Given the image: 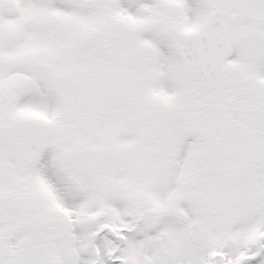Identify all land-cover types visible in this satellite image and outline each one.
Here are the masks:
<instances>
[{"label": "snow or ice", "instance_id": "obj_1", "mask_svg": "<svg viewBox=\"0 0 264 264\" xmlns=\"http://www.w3.org/2000/svg\"><path fill=\"white\" fill-rule=\"evenodd\" d=\"M0 264H264V0H0Z\"/></svg>", "mask_w": 264, "mask_h": 264}]
</instances>
